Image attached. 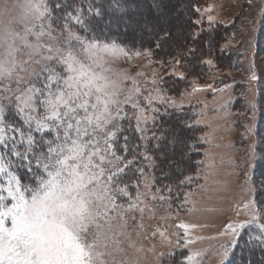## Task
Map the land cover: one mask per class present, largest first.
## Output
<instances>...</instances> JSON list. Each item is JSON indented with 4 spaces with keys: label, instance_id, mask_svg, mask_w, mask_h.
Here are the masks:
<instances>
[{
    "label": "snow or ice",
    "instance_id": "obj_1",
    "mask_svg": "<svg viewBox=\"0 0 264 264\" xmlns=\"http://www.w3.org/2000/svg\"><path fill=\"white\" fill-rule=\"evenodd\" d=\"M171 7V0H0V264H140L127 253V248H136L128 221L144 212L142 194L137 191L133 198L130 192L139 187V180L132 183L137 173L144 177L146 169L159 167L157 159L177 170L175 199L171 185L151 194L169 207L180 199V186L200 178L199 171L185 176L181 168L194 167L197 145L189 141L195 137L181 135L194 125L187 120L169 128L158 124L159 117L171 116L169 109L182 111L184 105L159 87L163 79L155 74L151 83L157 87L144 90L112 67L121 57L152 62L154 49H163L172 39V21L166 15ZM105 16L153 35L154 48H129L108 37L98 23ZM202 23V18L191 21L193 26ZM252 23L253 32L264 30V14ZM203 33L200 28L189 35L195 42ZM208 44L212 46L211 37ZM196 52L188 47L160 65L184 79L185 73L176 70L184 67L185 56L195 57ZM201 63L214 66L212 59ZM246 71L250 83H264V59L258 60L256 53ZM128 80L131 88L123 83ZM256 91L249 89L250 94ZM250 108L254 121V100ZM245 131V139L258 137L249 144L243 167L237 165L244 177L242 210L247 219H239L237 211L219 231L218 264H264V180L257 187L252 178L264 165V135L256 133L255 123L245 125ZM144 184L151 193L155 177L151 183L144 177ZM149 193L143 194L145 199ZM189 195L184 194L179 208ZM172 227L183 233H168ZM198 227L206 225L181 221L158 227L152 236L159 235L173 257L176 249L194 243L189 232ZM256 248L260 259L247 258L245 253ZM150 251L155 252V245ZM200 256L190 252L180 264H199Z\"/></svg>",
    "mask_w": 264,
    "mask_h": 264
},
{
    "label": "rangeland",
    "instance_id": "obj_2",
    "mask_svg": "<svg viewBox=\"0 0 264 264\" xmlns=\"http://www.w3.org/2000/svg\"><path fill=\"white\" fill-rule=\"evenodd\" d=\"M172 4H176V11L179 12L180 0H171ZM194 7V20L201 18L203 20L201 25H196L198 30L217 26L227 28L226 36L219 44V49H223L225 56L223 58H227L228 66H222L223 63L219 62L220 57L206 53L202 60L212 59L214 66L204 64L202 72L197 73L184 65L176 70L185 73V78L180 79L178 76L171 75L170 67H161L162 58L159 55H154L151 63L147 57L133 56L130 60L121 57L112 65L115 71L134 78L137 85L144 90H154L157 87L151 83L154 74L157 80L162 78L163 83L159 87L166 91L168 96L184 105L182 111L188 116V123L194 125L196 129L194 140L198 143L197 152L192 156L191 163L194 167L187 170L186 166L184 170L186 172L183 175L195 176L199 171L200 178L194 179L190 185L180 186V199L175 200L171 207L168 203L151 199V194L159 195L156 189H164L165 185L173 187L175 199L176 178H169L171 170L167 166V161L161 162L157 159L159 167L154 170L146 169L144 177L149 183L152 177H155L151 193L145 187L144 177H140L138 173L132 182L135 185L136 180L140 181L139 187H131L130 192L133 198L137 191L142 194L141 200L144 203L141 206L144 207V212L142 215L140 212L135 213V222L131 219L128 221L131 240L136 248H127V253L129 258L139 259L140 264H173V261L175 264H180L183 256L190 252L201 253V256L197 258L199 264H218L219 258L216 253L222 243V238L218 236L219 231L229 218H236L237 211L241 212L239 219H247L242 210V201L246 199L242 186L244 177L237 165L243 167L242 158L249 144L258 138L256 134H253L251 139H245L247 135L245 125L255 123L256 133L264 135V83L253 85L249 82L246 71L247 61L254 53L257 54L258 60L264 59V30L258 28L256 32L252 31L253 20L258 23L261 15L264 14V0H195ZM209 8L211 10H208ZM196 9L200 11L197 12ZM166 15L172 21L173 36L178 22H181L183 18L181 15L178 19L175 17L172 19L171 16L169 18L170 14L166 13ZM209 16L213 17L211 24L208 21ZM123 24L128 30H133L136 39L152 36L147 32L141 33L135 25H128L124 20ZM118 26L122 27V24ZM189 45L192 46L193 43ZM148 47L154 48V45L143 46V48ZM156 50L158 49H154ZM123 83L128 88L132 87L130 80ZM172 85L174 89L171 88ZM207 85H211V89L206 88ZM194 87L205 90L193 91ZM252 87L257 89L255 94L249 93ZM180 93L185 95L181 96ZM153 95H155L154 91ZM253 100L258 109L254 121L250 108V101ZM169 111L175 110L169 109ZM159 118L158 124H161ZM197 120L199 124L195 123ZM194 140L190 143H194ZM205 153L208 155L206 156ZM198 161H204V163L197 164ZM165 173L168 175L166 176ZM252 178L258 187L264 180V165L257 167ZM145 193H149L147 199L143 195ZM185 193H190L188 202L183 208H179L178 205L183 201ZM164 195L167 196L168 193L165 191ZM181 221L206 225V227L190 230L189 238L194 243L189 244L187 249H176V255L169 257L167 253L172 248L162 243L159 235L153 237L152 232L158 227L164 229L166 225H176ZM140 224L143 227H139ZM167 231L183 233L182 229L175 227L168 228ZM197 237H203V239H197ZM153 245H155V252L150 251ZM139 248H142V251H137ZM160 252L165 253L163 258L159 257ZM245 255L247 258L258 260L262 253L259 248H256L252 253L246 252Z\"/></svg>",
    "mask_w": 264,
    "mask_h": 264
},
{
    "label": "trees",
    "instance_id": "obj_3",
    "mask_svg": "<svg viewBox=\"0 0 264 264\" xmlns=\"http://www.w3.org/2000/svg\"><path fill=\"white\" fill-rule=\"evenodd\" d=\"M194 3L195 0H180V6L178 7L179 12L176 11V4H172V7L167 10L166 13L170 14L172 19L175 18H180L182 15V23L178 22L177 29L174 32V35L172 36V39H170L167 43L164 44L163 49H158L155 51V55H159L164 61H169L172 60L174 57H179L183 53L187 51L188 47H195L197 48V52L195 57L188 55L184 57V65L188 69H194L197 73H201L202 69H204V63H201L202 57L206 53H212L214 56H218L221 59H219V62H222V66H228V61L227 58H223L224 52H222L219 48V44L223 41V39L226 36V27L224 26H217L214 28H202L204 29V33L202 37L195 42L191 39L189 33L192 31H195L197 26L191 25V21L194 20ZM175 16H174V13ZM175 17V18H174ZM111 19L112 22L111 24H108V20ZM99 26L101 28L106 29V34L108 37H111L113 39H117L119 43H122L124 45H127L130 48H142L144 45H154L151 44L150 42L155 39V37L152 35L150 38H138L136 39L135 36L133 35V30H128L124 24L123 20H117L114 17H108L105 16L102 20L98 21ZM122 24V27H119L118 24ZM195 28V29H194ZM198 30V29H197ZM209 37H211V43L212 46L209 47L208 40ZM189 43H193L192 46L189 45ZM179 45V47H178ZM189 70V71H190ZM201 71V72H200ZM196 73V74H197ZM179 83V82H178ZM174 89V85L171 87ZM171 116H162L159 118V122L164 125L165 128H169L172 126H175L177 124L178 120H188V116L185 115L184 111H171ZM182 128V125H180ZM196 129L194 128L193 131H182L181 135L182 136H187V137H194L195 136V131ZM189 142H193L190 140ZM194 143L196 141L194 140ZM196 154V153H195ZM193 154V156L195 155ZM193 162V159L192 161ZM186 166L184 167V164L181 165L182 169L186 170ZM175 168L170 169L171 174H169L170 178H176L179 173L177 170H173ZM186 171L183 172V174ZM250 254V253H249ZM251 257H249L250 259Z\"/></svg>",
    "mask_w": 264,
    "mask_h": 264
}]
</instances>
